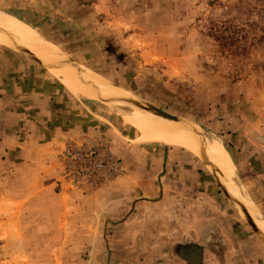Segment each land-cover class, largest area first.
<instances>
[{"label":"rangeland","instance_id":"obj_1","mask_svg":"<svg viewBox=\"0 0 264 264\" xmlns=\"http://www.w3.org/2000/svg\"><path fill=\"white\" fill-rule=\"evenodd\" d=\"M0 13L30 26L109 92L217 136L264 215V0H0ZM227 27L242 37L237 52L213 35ZM13 49L19 47L0 38L2 83L19 82L18 72L48 76L68 97L58 105L93 126L57 158L50 154L45 172L54 186L36 187L29 202L25 178L7 180L10 168L0 166V189L23 197L18 204L0 199V264H203L207 247L220 254L218 264H264V240L199 157L175 144H141V134L106 100L72 93L78 82L100 93L94 82L76 74L63 81ZM13 102H0L7 131L19 125L9 115ZM182 241L202 253L182 260L179 253L193 251L180 250Z\"/></svg>","mask_w":264,"mask_h":264},{"label":"crops","instance_id":"obj_2","mask_svg":"<svg viewBox=\"0 0 264 264\" xmlns=\"http://www.w3.org/2000/svg\"><path fill=\"white\" fill-rule=\"evenodd\" d=\"M30 69H33V67L30 66ZM17 75L22 77V79H19V82L2 83L0 81V102L11 100L16 103L15 105L13 102L9 115L19 123L18 126L12 127L10 131H7L9 129L0 123V166L6 169L10 168V175L8 174L7 180L18 182L25 178V185H27L25 197L26 201L29 202L36 195L34 191L36 187L42 186L47 188V190H51L54 186L55 182L52 180L51 174L47 172V175H49L47 176L45 172L48 169L47 159L50 154L54 153V156L57 158L59 152L65 148L69 141L83 139L89 131L91 132L93 125L87 124V126H84V123L78 124L75 121L76 118H74L79 115L77 114V110L68 112L58 105V99L61 98L64 102L65 97L66 100L68 97L61 89L54 86L50 77L45 75L32 76L29 73L23 74L21 72H18ZM52 88L55 91L51 93L50 90ZM25 100L27 101L25 105H19V101ZM72 104L75 105V102H72ZM81 107H83L82 104L78 106V109ZM62 118H64V122H58ZM52 164L50 163V165ZM236 164L244 169L242 162H236ZM2 173L5 174V172H0V180L6 178ZM11 191H14V189ZM13 194H16V196H13ZM129 194H123L122 196H128ZM253 194L254 198H259L260 196L257 191H253ZM3 196L8 197L16 204L23 200L22 196L19 197L17 190L13 193H7V191L4 192L0 189V199ZM218 235L223 236L222 233ZM191 241L203 246H207L210 242L209 239L203 240L202 243L194 239ZM223 241L226 251L228 240L224 238ZM178 244L180 250L187 249L188 252L194 246L191 243L186 244V241L179 242ZM179 254L182 260H186L187 262L192 255L191 252L190 255L187 252ZM219 255L216 253V250H213L212 253L207 247L204 249V256L202 257L203 264H218L221 257ZM178 261L186 264L184 261ZM191 262L193 264V260Z\"/></svg>","mask_w":264,"mask_h":264},{"label":"bare ground","instance_id":"obj_3","mask_svg":"<svg viewBox=\"0 0 264 264\" xmlns=\"http://www.w3.org/2000/svg\"><path fill=\"white\" fill-rule=\"evenodd\" d=\"M0 38L17 45L19 48L26 49L29 53L47 63V65L57 64L56 67L60 68L57 70V73L61 79L63 77L66 81L73 82L76 80L69 79L67 75L76 74L84 78L85 81L94 82L101 89H97V91H101L102 93H96L94 88L82 85L81 82H78L79 85L77 87L71 88L72 93L78 98L89 100L102 98L106 100L105 102L109 103L111 109L125 123L135 128L141 134V138L138 141L141 144L153 142L175 144L189 150L200 159L206 158L218 171L217 174L223 181L228 193L238 199L248 209L246 210L238 206L239 208H237L241 214L249 223L256 221L260 234L264 236V215L254 204L245 188L239 183L235 171L230 167L225 156L223 143L217 136L206 132L199 126L189 125L184 122L174 123V120L173 122H169V119L157 114H153L156 117H148L139 109L135 110L125 106L126 103L122 102L124 104L122 105L115 102V99L109 97L121 96V94L113 93V90L109 92L107 90L109 88L101 87V83L99 84L94 80L97 77L93 78V75L87 74L76 62L71 61L60 51L52 48L34 29L15 17L0 13ZM21 42L29 49L21 44Z\"/></svg>","mask_w":264,"mask_h":264},{"label":"water","instance_id":"obj_4","mask_svg":"<svg viewBox=\"0 0 264 264\" xmlns=\"http://www.w3.org/2000/svg\"><path fill=\"white\" fill-rule=\"evenodd\" d=\"M16 53H18L21 56L27 57L29 59H31L32 61L37 62L39 65L47 68L50 71H57L58 67H53V66H49L46 65L42 60L38 59L35 55L29 53L26 49L24 48H19V49H13ZM127 96V95H125ZM114 98H116L117 100L123 101V102H127L130 104H133L135 107L140 108L141 110H144L146 112H149L151 114H157L160 115L166 119H170V120H174V121H178V122H183L182 120H180L179 118H177L176 116H173L171 114H169L168 112L153 106L151 104L148 103H144L141 101H138L137 99L127 96V97H123V96H112ZM167 146V145H165ZM166 148V153H165V161L167 159L168 156V150L167 147ZM201 161L204 163L205 167L207 168V170L209 171V173L213 176L215 182L217 183V185L219 186V188L222 190V192L224 193V195L229 198V200L234 203L235 205H238L240 207H242L243 209L248 210L244 204H242L240 201H238L237 199L233 198L227 191L223 181L221 180V178H219V175H217L218 171H216V169L214 168L213 164L211 162H209L206 158L205 159H201ZM166 168V164L164 166V170ZM250 226L252 227V229L260 235V237L264 240V236H262L259 232L258 226H257V222L256 221H252L251 223H249Z\"/></svg>","mask_w":264,"mask_h":264},{"label":"trees","instance_id":"obj_5","mask_svg":"<svg viewBox=\"0 0 264 264\" xmlns=\"http://www.w3.org/2000/svg\"><path fill=\"white\" fill-rule=\"evenodd\" d=\"M213 1H218V0H213ZM230 29L229 27L225 28L224 29V32H221V31H214L213 32V35L215 37V39L217 41H220L221 42V46L222 48H225V47H235L234 50H232L233 48H230L231 52H237L238 49L241 47L240 46V41L242 39V37H239L238 35V31H234V32H228V30ZM245 37V36H244ZM245 49V48H243ZM195 249L198 250L200 253L201 252V248L198 247V246H195ZM195 249H193V251L191 253H194L195 252Z\"/></svg>","mask_w":264,"mask_h":264},{"label":"built area","instance_id":"obj_6","mask_svg":"<svg viewBox=\"0 0 264 264\" xmlns=\"http://www.w3.org/2000/svg\"><path fill=\"white\" fill-rule=\"evenodd\" d=\"M91 155L93 154V152H90ZM84 159H86V156L82 158V162L84 161Z\"/></svg>","mask_w":264,"mask_h":264}]
</instances>
